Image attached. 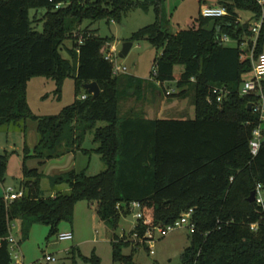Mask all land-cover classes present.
Here are the masks:
<instances>
[{"label": "trees", "instance_id": "16d2710c", "mask_svg": "<svg viewBox=\"0 0 264 264\" xmlns=\"http://www.w3.org/2000/svg\"><path fill=\"white\" fill-rule=\"evenodd\" d=\"M196 1L197 16L186 28L170 32L165 0H0V126L30 119L37 132L32 154L24 150L18 182L22 198L6 205L0 196V264L11 263L5 240L10 222L18 221V244L33 224L48 226L52 235L60 222L71 223L79 201L96 202L97 217L111 229L130 213L129 205L138 202L142 218L130 231L137 239L148 228L171 224L191 210L194 230L179 264H264V211L248 201L257 185L264 192V139L254 156L248 148L258 124L264 136V120L247 110L254 96L240 94L242 74L264 50V18L254 43L248 41L246 48L241 47V37L253 34L249 24L238 23L239 12L249 11L257 19L261 6L255 0ZM205 4L226 10L214 19L212 31L205 30L212 19L199 13ZM136 7L152 8L155 19L127 41L146 40L161 49L153 60L151 79L159 93L164 83L173 82L176 92L167 95L191 94L192 119L146 118L132 108L119 115L122 103L141 99L149 83L112 74V64L103 55L110 38L80 26L85 20L118 21ZM32 9L45 10L41 32L32 27ZM221 36L231 44L220 42ZM65 40H71L68 58L60 54ZM32 77L53 80L57 93L71 77L73 102L56 115H33L26 102V84ZM90 82L98 85L99 95L92 99L83 89L84 99L78 98L83 84ZM214 88L224 91L219 102ZM87 134L94 145L90 149L81 147ZM76 151L97 154L104 169L92 176L69 170L54 180L68 190L44 195L42 172L27 168L25 159H37L40 167ZM5 170L6 155L0 154V183ZM128 241L113 235V263L136 264L132 253L121 254ZM69 254L72 264H77L76 255L81 264H100L93 253L85 257L70 248Z\"/></svg>", "mask_w": 264, "mask_h": 264}, {"label": "rangeland", "instance_id": "374dc122", "mask_svg": "<svg viewBox=\"0 0 264 264\" xmlns=\"http://www.w3.org/2000/svg\"><path fill=\"white\" fill-rule=\"evenodd\" d=\"M142 1V0H137ZM208 5V4H205ZM165 15L168 17V30L173 32L177 29L186 28L191 19L198 14V4L196 0H165ZM44 9L30 10L29 18L32 21V27L37 31H42L41 16ZM264 14V0L261 7ZM253 13L249 11L239 12V24H249L253 36L250 38L244 34L241 37L242 46L246 48L248 41L254 43L257 36L253 31L252 23L256 19H252ZM155 17L152 8L147 11L139 7L133 8L123 15L118 21L110 18H103L97 21H83L80 28L88 27L94 30L100 37L110 38L106 48L103 49L104 54H111V58L116 65L126 68L123 74H129L136 78L149 79L152 78L153 60L157 57L161 49L151 46L146 40L134 41L128 53L124 57H119L122 44L134 31L153 23ZM228 39L226 44H231ZM71 47V40H65L60 49L63 58H68L67 48ZM264 52V50L262 51ZM249 58L252 54L249 53ZM180 68L175 67V71ZM254 73L252 70L242 74V81L252 80ZM241 88V86H240ZM176 92L174 83L167 84L162 88L159 96L164 102V108L157 116L152 102L149 115L159 118L171 119H192L194 117V107L191 104V94L188 98H177L166 94V92ZM84 92L80 89L78 98ZM191 93V92H189ZM156 95V94H155ZM74 100V81L71 77H66L61 86L60 92L55 91L53 80L45 77H32L26 84V102L30 112L35 116L56 115L60 110L70 105ZM145 104L139 100L132 98L122 103L119 108V115L125 110L132 108L134 112L142 115H148ZM103 126V123H98ZM91 135L87 134L82 142L81 147L90 149L94 147L91 142ZM37 142L36 123L27 119L18 123H9L0 126V154L6 155V170L3 182L0 183V196L3 195L6 188H17L21 173V165L24 157L25 148L28 155L32 154L34 145ZM27 168H38L42 172L40 181V189L44 195L55 193L56 191H67L65 183L55 184L54 180L63 173L73 170L76 173L83 171L86 175L92 176L104 169L97 154H83L80 151L68 153L60 158L51 159L44 162L42 166H38V160L32 157L25 159ZM264 195V192H262ZM96 202L80 201L75 209V214L71 223L62 221L57 226L56 233L50 235L49 227L43 224H33L30 227L28 236L21 241L17 247H11L9 254L13 264L14 256L18 254L23 264H72L69 250L74 248L85 257H89L92 253L100 259V264H119L112 262L110 240L113 235L124 240H129V245L121 248V254L129 255L132 253V259L136 264H179V258L183 250L189 245L190 232L186 227H175L165 236L158 237L157 232H153L154 240L152 242V254H149V243L143 242L130 234L135 224L133 213L121 216L114 229L101 221L96 215ZM12 234L19 240L18 227L19 224L14 221ZM73 225L74 239L67 241H58L57 233H60L61 227ZM77 254V253H75ZM51 256L56 261H46L45 257ZM77 264H81V260L76 255Z\"/></svg>", "mask_w": 264, "mask_h": 264}, {"label": "built area", "instance_id": "2783aa9c", "mask_svg": "<svg viewBox=\"0 0 264 264\" xmlns=\"http://www.w3.org/2000/svg\"><path fill=\"white\" fill-rule=\"evenodd\" d=\"M261 7L263 5V0H255ZM60 5H56L55 8H58ZM199 13L202 17L204 18H209V19H215L222 17L226 14V10L223 7L219 6H211V5H202L199 8ZM264 18V14H262L256 19L255 22L252 23L253 26V31L254 33L258 34V31L260 29V25L262 23V20ZM228 38L226 36H221L220 37V42L226 43ZM104 58L107 59L109 62L112 64V74L117 75V74H122L125 72L126 68L123 66L116 65L115 62H113L111 58V54L107 53L104 54ZM251 70L254 73V77L252 80L249 81H243L241 84L240 88V94L245 95V94H251L254 96L255 100L250 103V110L258 114L260 122L264 120V52H262L255 63L253 64ZM212 92L216 95V101L219 102L221 95L224 93L223 89H217L214 88ZM171 92L167 91L166 94H169ZM85 96H81V99H84ZM264 136H263V129H262V124H258L251 133V137L248 141V148L250 151V154L254 156L259 147L261 142L263 141ZM262 189L260 185H257L255 190H254V201L258 206H260L261 210L264 211V195L262 194ZM23 196V189L19 186H17L16 189L13 188H6L4 189L3 192V201L6 205L10 204L12 201L18 200L22 198ZM129 210L133 213V217L136 220H139L142 218V214L140 211V205L138 202H132L129 205ZM191 210H188L186 212H183L179 218L168 225L165 226H160L157 225L155 227H150L147 229L144 237L142 238L145 242L149 243L148 249H149V254H152V242L154 240V234L153 232H157L158 237H163L165 236L169 231H172L175 229V227H186L189 232H193L194 230V225L191 222ZM14 222V221H13ZM143 224H146L145 220H142ZM14 227V223L12 222L9 223L8 225V235L5 238V240L8 243V250H10L11 247H17L18 246V240L12 234V228ZM19 231V227H18ZM72 239V233L71 232H60L57 233V240L58 241H67ZM141 239V240H142ZM2 239H0V242ZM15 262L13 264H23L21 261V258L18 257V254L14 256ZM46 261H56L53 257L51 256H46L45 257ZM12 263V260H11ZM10 263V264H11Z\"/></svg>", "mask_w": 264, "mask_h": 264}, {"label": "crops", "instance_id": "0c3cea01", "mask_svg": "<svg viewBox=\"0 0 264 264\" xmlns=\"http://www.w3.org/2000/svg\"><path fill=\"white\" fill-rule=\"evenodd\" d=\"M140 79H142V78H140ZM143 80H146L149 83L146 86L147 88L142 92V96H141V101L145 104L144 107H145V109H146V111L148 113V115L146 114L144 116L146 118H159L157 116L160 113V111L164 108L163 107L164 106V102H163L162 99L159 98V96L161 95V93H159L158 90H156L158 84L155 83L153 81V79H151V78H149L148 80L143 78ZM167 84H170V83H164L162 85V87L163 88L166 87ZM152 102H156V104L153 103V105H154L153 108L155 109V111L157 113V116L156 117H153V116L149 115V112H151L150 107H151ZM149 105H150V107H149ZM21 180H22V175H21V177H20V179H19L18 182H20ZM18 182H17V185L16 186H18ZM53 194H55V193L47 194V195H51L52 196ZM79 202H77L75 204V206H74L73 216L75 214L76 207H78V205H79ZM16 222L18 223V221H16ZM60 232H71L72 233V239L71 240L74 239V229H73V225L72 224L69 227H67V226L61 227Z\"/></svg>", "mask_w": 264, "mask_h": 264}, {"label": "water", "instance_id": "95a60500", "mask_svg": "<svg viewBox=\"0 0 264 264\" xmlns=\"http://www.w3.org/2000/svg\"><path fill=\"white\" fill-rule=\"evenodd\" d=\"M215 25V20L212 19L210 22H208L207 26L205 27V30L212 31L213 27ZM132 46V42L127 41L122 44L121 50L118 53L119 57H124L128 53L130 47ZM82 88L91 95L92 99H95L99 95V88L98 85L95 82H90L83 84ZM247 110H250V104L247 105ZM254 200V192H251L248 201L252 202Z\"/></svg>", "mask_w": 264, "mask_h": 264}]
</instances>
